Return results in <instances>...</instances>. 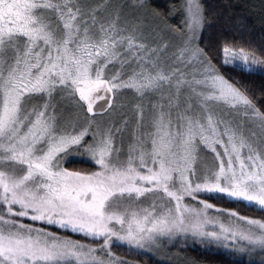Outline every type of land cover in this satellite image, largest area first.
<instances>
[{
    "label": "snow or ice",
    "instance_id": "6c2138e0",
    "mask_svg": "<svg viewBox=\"0 0 264 264\" xmlns=\"http://www.w3.org/2000/svg\"><path fill=\"white\" fill-rule=\"evenodd\" d=\"M258 3L0 0V264H264Z\"/></svg>",
    "mask_w": 264,
    "mask_h": 264
},
{
    "label": "trees",
    "instance_id": "16d2710c",
    "mask_svg": "<svg viewBox=\"0 0 264 264\" xmlns=\"http://www.w3.org/2000/svg\"><path fill=\"white\" fill-rule=\"evenodd\" d=\"M208 2L211 4V3H214L215 0H208ZM235 2L239 3V2H241V0H235ZM250 3H256V9H252L250 12V15H251V18L253 20V23L255 24L257 34H259V30H260L259 14H258L259 3H258V0H250ZM252 79L254 80V82L257 85L260 83V79H259L258 74H257V76L253 77ZM73 163L84 164V165L88 164L84 161H76ZM219 203H221V202H219ZM224 206H226V207H238L235 204H228V205H224ZM239 206H240L239 210L241 212H243L244 214L250 215V216H255V217L259 218V216H260L259 211L254 210L253 208H250V207L246 208V206L243 204H240ZM180 249L186 255V257L199 259L201 261H204L205 264H250V262L246 259H238L231 254L216 252L214 248H207L206 249L203 246H201L200 244H198V245L197 244L196 245L195 244L184 245V246L180 247ZM116 251H120V253H124V255H127V253L125 252V250L123 248H118V249H116ZM131 258L139 259L146 264H158L153 258L145 256V255H142L140 257H131ZM256 264H259V263L256 262Z\"/></svg>",
    "mask_w": 264,
    "mask_h": 264
},
{
    "label": "rangeland",
    "instance_id": "374dc122",
    "mask_svg": "<svg viewBox=\"0 0 264 264\" xmlns=\"http://www.w3.org/2000/svg\"><path fill=\"white\" fill-rule=\"evenodd\" d=\"M70 159L72 160V162L84 161L86 163H89L88 161L82 160L79 157H71ZM213 202L219 203L217 201H213ZM240 204H243V203L241 202ZM193 244H195V245L197 244L198 245V243H194L191 240H188L186 242L185 241L177 240L175 242V244L173 245L174 248H172L171 252L165 251V252H162L160 254L144 253L143 255L153 258L158 264H181V262L183 261L184 257H186V255L182 252V250L180 249V247H182L184 245H193ZM201 246H203L206 249L207 248H214L216 252H222V253H226V254H231L234 257L238 258V259H246L249 262H250V259H254L255 262H258L259 263V261L261 259L259 256L250 258L249 256L244 255V254H240V253H230L226 249L217 248V247H214V246L213 247H209V246H205V245H201ZM117 253L120 254V255H124V253H120V251H117ZM139 261H140V264H146V263H144L141 260H139Z\"/></svg>",
    "mask_w": 264,
    "mask_h": 264
}]
</instances>
